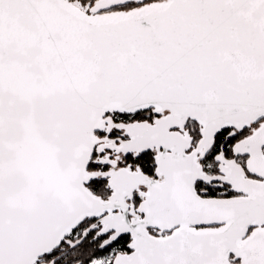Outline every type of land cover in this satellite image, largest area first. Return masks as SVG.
<instances>
[{"label": "snow or ice", "instance_id": "obj_1", "mask_svg": "<svg viewBox=\"0 0 264 264\" xmlns=\"http://www.w3.org/2000/svg\"><path fill=\"white\" fill-rule=\"evenodd\" d=\"M0 264H264V0H0Z\"/></svg>", "mask_w": 264, "mask_h": 264}]
</instances>
